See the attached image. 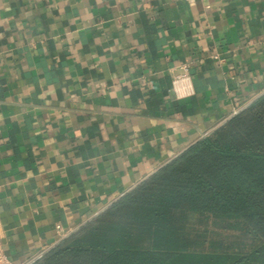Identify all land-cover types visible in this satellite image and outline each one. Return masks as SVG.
I'll return each instance as SVG.
<instances>
[{"label": "crops", "instance_id": "0c3cea01", "mask_svg": "<svg viewBox=\"0 0 264 264\" xmlns=\"http://www.w3.org/2000/svg\"><path fill=\"white\" fill-rule=\"evenodd\" d=\"M262 94L264 0H0L8 257L29 264Z\"/></svg>", "mask_w": 264, "mask_h": 264}, {"label": "trees", "instance_id": "16d2710c", "mask_svg": "<svg viewBox=\"0 0 264 264\" xmlns=\"http://www.w3.org/2000/svg\"><path fill=\"white\" fill-rule=\"evenodd\" d=\"M29 264H264V94Z\"/></svg>", "mask_w": 264, "mask_h": 264}, {"label": "built area", "instance_id": "2783aa9c", "mask_svg": "<svg viewBox=\"0 0 264 264\" xmlns=\"http://www.w3.org/2000/svg\"><path fill=\"white\" fill-rule=\"evenodd\" d=\"M184 71H187V67H183ZM173 89L177 97L183 98L191 95L193 93V87L191 84L190 77L187 73L179 74L173 79ZM245 106L244 108H246ZM242 108L241 110H243ZM239 110V111H241ZM239 111L235 112L238 113ZM57 229L60 231V236L65 238L67 234L63 230L61 225H57ZM0 264H17L13 262L5 252L2 244V232L0 230Z\"/></svg>", "mask_w": 264, "mask_h": 264}]
</instances>
